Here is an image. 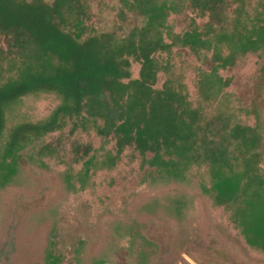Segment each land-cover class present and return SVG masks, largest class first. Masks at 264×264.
Instances as JSON below:
<instances>
[{"label": "rangeland", "instance_id": "1", "mask_svg": "<svg viewBox=\"0 0 264 264\" xmlns=\"http://www.w3.org/2000/svg\"><path fill=\"white\" fill-rule=\"evenodd\" d=\"M40 1L0 0L44 12L0 22V264H264V0Z\"/></svg>", "mask_w": 264, "mask_h": 264}, {"label": "trees", "instance_id": "2", "mask_svg": "<svg viewBox=\"0 0 264 264\" xmlns=\"http://www.w3.org/2000/svg\"><path fill=\"white\" fill-rule=\"evenodd\" d=\"M39 2L41 1L39 0ZM41 7L42 5L40 4H23L21 6H18L15 11L9 12L7 10H4L2 6H0V22L5 26L8 31H12L13 35H17L18 38H21L24 35L22 32L25 27H27L31 33L40 34L42 33L41 25L43 24L42 13L40 12L42 11ZM45 33L54 35L53 37L56 41L62 35L61 33L57 32L54 28L50 27L45 30ZM65 40L61 41V45L64 46L72 56L81 58V55H83L89 59L90 57L94 56L92 50V43L82 44L80 41L73 39L71 36L66 37ZM82 67L83 66H78L77 64L75 70L76 72L72 77V83L74 87L72 86L70 90L75 88L76 85L88 82L90 78L91 81L94 80V77H90L89 73L87 75V72L83 71ZM29 91H31V89L26 85L15 87L12 95L7 94L3 95L0 98V103L3 101L16 99L19 97V95L26 94ZM1 124L2 121L0 118V128Z\"/></svg>", "mask_w": 264, "mask_h": 264}]
</instances>
